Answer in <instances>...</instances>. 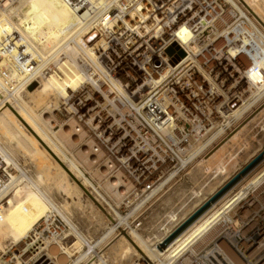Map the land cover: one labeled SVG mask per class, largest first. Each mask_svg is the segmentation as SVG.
<instances>
[{
	"label": "rangeland",
	"instance_id": "obj_1",
	"mask_svg": "<svg viewBox=\"0 0 264 264\" xmlns=\"http://www.w3.org/2000/svg\"><path fill=\"white\" fill-rule=\"evenodd\" d=\"M2 1L11 3L12 12L10 15L4 14L1 10L3 3L0 5V76L2 75L0 95L7 101L4 107L0 105V113H4L13 127L21 133L24 143H19L1 129L0 142L5 146L9 157L21 166L24 175L18 181L17 193L9 197L2 207L0 264H11L8 263L10 257L15 259L13 264L21 259L26 260V264H36L46 258L51 264H146V258L149 259L147 264H215L216 255H213L215 257L212 260L206 257V254L212 250L215 254L220 232L213 236L209 235L216 230L220 231L221 225L218 222L220 213L231 203L233 195L225 198L227 202L223 197L195 227L188 229L186 235L178 239V243L174 242L165 255L155 248L263 149L264 106L257 109L264 98V88L255 93L254 90L248 92L247 88L240 89L237 93L241 94L240 97L237 95L239 100H236L234 107L229 99L231 90H228V87L226 92L216 96H193L197 101L194 103L196 111H190V113L194 112V116L190 113L177 115L175 130L170 135L171 138L176 139L175 143L170 137L165 138L163 135L159 137L139 113L133 110L111 112L117 116L116 120H120L117 126L115 125V130H121V138H125L108 147L101 162L112 161L119 149L130 140L134 145L136 144L135 147H138L137 153L132 152L133 154H128L129 157L121 158V162L119 161L121 164H113L111 176L120 173L121 177L125 178L124 181L131 182L133 186L129 191L128 188L125 189V194L123 192L122 196L116 198L103 188L105 181L112 178L109 173L106 175L107 178L104 176L99 181L100 178L94 177L91 170L82 166L70 150L60 146L57 137L48 132L41 122L38 124L40 128H37L28 119L27 124L30 125L31 122L30 128L41 136L58 158L54 157L34 139L30 129L24 126L14 113L17 111L22 116L26 111L34 118H38L43 111L48 110L56 116L53 112L60 110L62 102L60 99L83 83L85 72L77 69L78 63L74 59H62L63 54L46 64L47 60L43 59V55L54 41L50 37L47 23L58 20L60 22L58 29L62 36L74 27L66 20V9L50 0ZM246 1L249 5H253L247 7ZM214 2L222 9L224 13L222 16L229 12L233 16L222 26L217 27L216 22L214 36L211 35L210 38L218 39L228 24L236 18L247 16L250 20L247 25H250L255 35L262 36L260 40L264 42V17L260 13H264L261 8L264 7V0H215ZM38 15L45 16L47 21L41 22L44 18H39L35 22ZM203 63L198 62L195 65L199 74H204L206 70L210 71L215 65L211 62ZM12 64L18 67L13 68ZM198 64L204 69L201 70ZM27 71L28 73H25ZM35 71L33 78L22 87L20 85L22 80L24 79L25 82V78ZM44 72L48 75L42 76ZM30 81H32L30 85L34 87L28 90ZM19 85L20 88L14 94V88ZM204 98L208 100L205 101ZM216 99L217 101L213 103ZM229 106L232 110L226 112L230 109L227 108ZM109 109L104 107L101 113L104 114ZM254 111L255 113L252 114ZM249 113L252 116L241 125L250 115ZM23 118L26 119L24 115ZM55 121L65 122L58 117ZM123 130L125 133L122 132ZM88 139L91 140L87 135L84 142ZM217 149L220 150L214 160L210 156ZM142 151L150 153L145 160V166L155 170L152 177L150 176L144 183L142 180L145 177L138 180L140 174L135 173L132 168V161L141 157ZM218 156H221V159ZM60 162H63L72 175ZM101 162L94 167V170H98L103 165ZM246 178L243 180L246 181ZM243 180L240 184L244 182ZM126 186L129 187L128 184ZM34 198L38 200L39 207L34 206L33 203L36 208L29 207V210L28 205L32 206ZM50 206L51 211L58 214L65 224L60 226L58 239L48 240L42 257L27 253L21 258L23 252L15 255V250L21 251L24 247L26 237L30 236L33 239L34 226L45 216ZM216 209H220L218 218H216ZM27 210L30 213L26 212ZM209 215L215 220L210 230L208 226L210 224L205 220ZM228 217L231 218V213ZM226 247L229 250L224 252L221 250L223 264H233L234 254L230 245ZM218 248H220L219 244Z\"/></svg>",
	"mask_w": 264,
	"mask_h": 264
},
{
	"label": "bare ground",
	"instance_id": "obj_2",
	"mask_svg": "<svg viewBox=\"0 0 264 264\" xmlns=\"http://www.w3.org/2000/svg\"><path fill=\"white\" fill-rule=\"evenodd\" d=\"M50 1L59 3V5H61V7L66 9V13H67L66 20L68 21V23H71L72 25H74V27L72 28V30L70 32H68L67 34H64L62 36L59 33L58 27L60 26L59 25L60 22L58 20H53L50 23H47L49 31H50V37L53 38L54 41L51 42L52 46L50 47V49L43 55V59L47 60V62H45V64L49 63V61L51 59H54L56 56L63 54L62 59H65V58L74 59L78 63L77 69L80 70V72H83V73L85 72V73L83 74V83L80 86H77L76 89L73 90L72 93H70L66 97H62L60 99V100H62L61 105H60V110L58 109V110L53 112L56 114V116H53L52 112L45 110L41 113V115H39L38 118H34V116H31L30 114H28L26 111L23 110L24 111L23 115H24V117H26V119H24L23 115L21 116L19 112L14 111V113L18 117L19 121H22L24 126H27L28 129H30L32 136H34V139L38 140L42 144V146L48 152H50V154H52L54 157L58 158L56 156V154H54L51 151V149L45 144V141L41 139V136L38 133H36V131H34L32 128H30L31 122H33L32 124L37 126V128L38 127L40 128V126L38 124H39V122H41L43 124L44 128L48 132H50L53 136L57 137V139L59 140L60 146L65 148V149L70 150L71 153L74 155V157L82 164V166H84L89 171L91 170L93 172V173L92 172L91 173L94 175V177H96L98 179L100 178L99 181L101 180V178L103 179L104 176H105V178H107L106 177L107 173H109L110 177H112L110 173L113 170V167H114L113 164L120 163L121 158L127 157L128 154H131L132 152L137 153V150H138L137 149L138 147H135L136 144L134 145V142L130 140L129 142H126L127 144L125 146H122L119 149L117 155L112 158V161L108 162L106 160V162L105 161L103 163L101 162V160L104 158L105 153L107 152L106 149H108V147L113 146L120 139L122 141L125 138V137L121 138L122 137L121 130L120 131H118L119 129L115 130V125L117 123H119L120 120L119 119L116 120L117 116L115 114H112L111 112H115V111L129 112V111L133 110V111L139 113V116H141V118L148 124V126H150L153 129V131L156 134L159 135V137L162 135L165 138L170 137V139L173 141V143H175L176 139L174 140V138H171L170 135L173 134V131L175 130V123H176L177 115H179L181 113L187 114V113H190V111H194V112L196 111L194 109L195 108L194 103L197 101H195L196 99L193 97V95H189L186 97L180 96V95H175L176 100L174 101V104H173L174 98H171V97L166 96V95H162L161 100H162V103L164 104V107L166 109L165 113H155V111L152 113V110L149 109V106L147 103L144 104L143 106H140L142 100L144 99L143 97L139 96L137 93H135L133 91L131 92L130 90H126L123 86H120V83L118 80H114V79L112 80V83L115 87V92L107 91L106 88L103 86V83H101V78L98 76L97 71L103 73V75H106V76H108V74H106V72L103 70V68H101V66L99 64L94 62V58H93L94 56L92 54L91 48H90V46L87 45V43L85 41V37L88 35V29H89L88 11H87L88 6H89V4L90 5H97L100 3L101 0H50ZM187 1H189V0H187ZM206 1H207V3H205L204 7H201V9H205L208 11V15H210V17H209L210 21H208V22L213 26V28H214V25L216 24V22H217V25H216L217 27L220 25L222 26V24H224L229 18L231 19V16H233L231 12H229V13L227 12L228 13L227 15L225 14V16H222V14L224 15V13H223L222 9L214 2L215 0H206ZM2 3H3V1L0 0V5ZM250 5H253V4H250ZM250 5L248 3V5H246V6L250 7ZM11 7H12V5L8 1V2L3 3V9H1V10L4 14L10 15L12 12ZM261 8H262V11H264V9H263L264 7L262 6ZM190 9L192 11V19L190 21V26H191V25H194V23L197 21V19H195V17L197 16L198 9H196V5H193ZM260 10L261 9H259V12H260ZM257 11H258V8H257ZM256 13H258V12H256ZM260 13H261V15L263 14V17H264V13L263 12H260ZM39 18H44L41 22L47 21L45 16L38 15L35 18V22ZM242 18H245V20L247 22H245V21L241 22V20H237L239 18H236V20L240 22L239 25H240V30L242 32L241 33L242 36L238 39L237 43L233 44V41H231L232 47L228 48V51L226 53L227 56H225L224 60L222 59V57H220V59H219V55H217V54H216L217 57H215L214 55L207 54L206 52L202 53L201 56L197 60V63L198 62H204L203 64H207L210 62L215 63V65H213V67H212V69H210V71L206 70V72L204 74H200V77L202 75L204 81H207V84L210 86L209 91L204 94V97H211V96L219 95L220 93H224L227 91L226 89L228 87V90L229 89L231 90V93H230L231 97L230 96H229L230 98L228 96L227 97L229 99H231V103H232L233 107L236 106V104H235L236 100H239L241 93L238 94L237 91H239L240 89L247 88L248 92H249V90H252V91L254 90V93H255L256 91H261L264 88V42L260 40V38L262 36L259 37L258 35H255L254 31H252L250 29V27H249L250 25L249 26L247 25L250 23L249 18L247 16H242ZM183 19H184V16H182L179 20L182 21ZM236 20L227 25L226 29L223 30V32L220 34L218 39L215 40L214 38H211V42H217L216 46H215V50H218L219 47L224 46L223 37L227 34V30L230 28V26L234 25ZM217 27H216V31H217ZM218 30H219V28H218ZM220 30H221V28H220ZM178 35L182 41H185V40H187V38L190 35L193 36V33H192V31L189 30V28L185 27V28H182L178 32ZM213 36H214V30H213ZM196 49H197L196 46H194V45L191 46L192 52L195 53ZM64 52H66V54ZM229 58H235V60L237 61V64L235 66L238 67L237 70L240 72V73H238L239 74L238 78L236 77V75H234L236 73V69L233 70L234 72L233 71L231 72V66L232 65L229 63ZM192 59H193V56H192ZM225 61H227L226 66H224V64H222ZM19 64H21V63L19 62ZM13 65L14 64H12V66ZM195 65H194V68L197 69ZM14 67L15 66H13V68ZM17 67H15V68H17ZM205 68L207 69V66H205ZM36 71L34 73H31L29 76H27V78H25V82H23L24 79L22 78L23 80H22L20 85H22V87H23V85H25L24 83H27L30 79L33 78V74H36ZM12 72H14V71H12ZM22 72H24V71H22ZM15 73L17 74L18 72H15ZM25 73H28V71ZM2 74H4V73H2ZM11 74L14 75L13 73H11ZM16 74L14 76H16ZM46 75H48V73H46V72H44L42 74V76H46ZM229 75H232V77L231 78L228 77ZM233 75H234L235 79H234ZM5 76L6 75H4V77ZM24 76H25V74H24ZM0 77H2V75ZM200 77L197 76L195 78L197 80H199ZM124 82H125V80L122 79L121 83H124ZM10 83H12V82H10ZM10 83H7V84H10ZM31 83H32V81H30L28 84V90H31L34 87L33 85H30ZM231 83H233V84L230 85ZM69 84H71V83H69ZM20 85L17 86L16 88H14V91H13L14 94L17 93L18 89L20 88ZM63 88H64V86H63ZM223 88H225V89H223ZM191 90L193 92V89H191ZM65 91H66V88H65ZM63 92H64V90H63ZM244 92L245 91H243V93ZM237 95H239V97H237ZM157 99H160V98H157ZM204 100L206 101L208 99L204 98ZM153 101H154V99H153ZM216 101H217V99L214 100L213 103ZM240 101L239 102L237 101V102L240 103ZM6 103H7V101L5 99H3L0 95L1 107L2 106L4 107V105H6ZM228 103H230V102H228ZM216 104H214V105H216ZM238 106H239V104L237 105V107ZM263 106H264V98L262 99V102L258 106L257 110H259ZM104 107H105V109H109V108L110 109L108 110V112L103 114L101 112L104 109ZM209 107H211V106L209 105ZM143 108L147 109V112H145V110H144V112H142ZM227 108H230V106ZM231 110H232L231 108L227 109L226 112H230ZM255 111L253 113L252 112L251 113L254 114ZM263 111H264V108H263ZM63 112H65L66 115ZM193 113H190V115L192 116ZM252 114H250L241 123V125H243V123H245L246 120L248 118H250V116H252ZM181 115H183V114H181ZM57 117L59 119L65 121V122L64 123H57V121H55V118H57ZM187 117L188 116H186V118ZM28 119L31 121L30 125L27 124ZM37 121H38V123H37ZM118 126H119V124H118ZM135 127L137 128V126H135ZM15 128L16 127H13V125L11 124L9 119H7V117L4 115V113H0V129L3 130L4 132L5 131L8 132V135H11L15 139H17L19 143H21V144L24 143V141L21 138V133L19 131H17V129H15ZM116 128H118V127H116ZM122 129H124V128H122ZM122 132H124V130ZM124 133H122V134L124 135ZM87 135L89 138H91V140L88 139L86 142H84ZM124 136H126V135H124ZM173 136H175V135H173ZM138 143H139V141H138ZM0 146L2 148V151L9 157L8 153L6 152L7 150H6L5 146L1 145V142H0ZM222 146H221V148H222ZM212 148H214V147H212ZM262 148L264 149V147H262ZM263 149H261V151L257 155L262 153ZM219 150L217 149V151L214 154H211L212 156H210V157L213 159L216 158L217 157L216 154H217V152H219ZM221 150H223V148ZM183 152L185 153V150ZM148 156H150V153L148 154V153H146V151H142L141 157L134 159L135 161L134 160L132 161V168L134 169V172L137 174H140L138 180H140V178L145 177L142 180L143 183L151 175H153V173L155 171V170L153 171V169L145 166V160ZM220 157L218 156V158H220ZM9 158H11V157H9ZM254 158H252V160ZM57 160H59V159H57ZM124 161H125V159H124ZM251 161H249V162H251ZM99 162H101L103 165L100 166V168H98V170L97 169L94 170V167L97 166V164ZM122 163H123V161H122ZM60 164H62V167H64V169L69 174L72 175L71 171L69 169H67V167L63 164V162H60ZM71 164L74 165L73 163H71ZM153 165H155V164H153ZM245 166H243L242 169ZM263 166H264V154L262 155L261 159L257 163H255V165H253V167L249 171H247L245 174L239 176V179L233 184V186L230 189H228L217 200L212 202L209 205V207L203 213H201L197 218H195L189 225H187V227L182 229L173 239H171L165 245H163V244L168 237L163 239L162 241H160L155 249L157 251H159L160 253L165 255V253H167L168 250L170 251V249H168V248L170 246L172 248V245L174 242H177L181 236L183 237L184 235H186L185 232H187L188 229L195 227V225H197L201 221V218L206 213H209L210 210L213 208V206H215L223 197H224L223 200H226L225 198L227 196L230 195V197H231V195H233L232 196L233 199L232 200L230 199L231 203L228 205L227 208H225L220 213L221 216H220V219L218 220V222L221 225V227L219 228L220 231L216 230L215 233H212L209 235V236H213V235H216L217 232H220V234L218 236V244H219L220 248H218V244H217L215 254L213 253L214 250H212L210 253L206 254V257L208 256L209 258L212 259L213 257H215L213 255H216L217 260L213 258L215 261V264H223V257H222L223 254L222 253L225 250L226 251L229 250L226 246L230 245V248L232 250L231 252L234 254L233 255L234 256L233 257V262H234L233 264H242V263L247 264L245 261H243L240 258V256H238L237 251H235L236 244H235V236L233 234H235V232H234L235 225L238 223L239 219L245 218L248 215V213L250 212V208H249L248 200L245 202H242L240 204L237 203L238 205H236L235 195H237V194H239V192H241L242 194H245L244 198H246L251 193L249 190L250 189L249 185H250V181L253 180L252 175L255 172L262 169ZM241 170H239V172ZM239 172H237V173H239ZM117 174H116L117 176L114 174L115 175L114 177L108 178L107 181H105V184L103 185V188H105L106 191L110 192L116 198H118L119 196H122L123 192L125 194V191H126L125 189L128 188L127 191H129V189L131 187H133L131 185V182H128L126 180L124 181L125 178L123 179V177H121L120 173H117ZM145 174H147V175H145ZM143 175H145V176H143ZM245 178L249 181L248 182H247V180L244 181L243 179H245ZM242 180L244 182H242L240 184V182ZM140 182L141 181H139V183ZM127 184L129 185V187L126 186ZM243 184H245V185L243 186ZM233 188H234V190H232ZM231 190H232V192L229 193ZM228 199H229V197H228ZM33 200H34V202L33 201H32V203L30 202L32 204V206L28 205V208L29 207L32 208L34 206L39 207L38 200L36 198H34ZM208 200H206L205 202H207ZM257 200H258V198H257ZM259 201L261 203H263V200H259ZM96 202L98 203V201H96ZM225 202H227V200ZM33 203H34V206H33ZM28 208H26V209H28ZM30 208H29V210H30ZM34 208H36V207H34ZM222 208H223V206L220 209L222 210ZM51 209L52 208L50 206V208L47 210V212L44 216L45 217L44 224H46L47 221H50L49 220V216H50L49 212L51 211ZM220 209H218V210L216 209L217 210L216 218H218L217 216L219 215ZM26 212H29V211L27 210ZM230 213H231V218L228 217V214H230ZM186 220H184L183 223ZM205 220H206V223L210 224V225H208L209 230L212 229L210 226L213 224V222H215V220H213L212 215L211 216L209 215V217L206 216ZM227 226H229V235H230L229 239L221 240V235L223 234V232L225 231ZM175 230H177V229H175ZM207 240H208V238H207ZM243 244H244L245 250L248 249V252L250 251L249 256L250 257L253 256V254L255 253V250L253 249V251H252L247 242H244ZM211 253H212V255H211ZM146 259H147L146 260V264H147V263H149V259L148 258H146ZM48 261L49 260L46 258L43 260H39L38 262H36V264H51V262H48Z\"/></svg>",
	"mask_w": 264,
	"mask_h": 264
},
{
	"label": "built area",
	"instance_id": "obj_3",
	"mask_svg": "<svg viewBox=\"0 0 264 264\" xmlns=\"http://www.w3.org/2000/svg\"><path fill=\"white\" fill-rule=\"evenodd\" d=\"M205 3L206 0H101L97 5L89 4V29L85 41L91 48L94 62L108 74L106 76L97 71L106 90L115 92L112 80H118L120 86L143 97L140 106L147 103L152 113H165L162 95L174 98L173 104L175 95L204 97L210 86L194 68L198 58L206 52L215 57L219 55V59L222 57L224 60L228 48L232 47L231 41L237 43L242 36L237 20L247 22L242 17L235 19L234 25L223 37L224 46L215 50L217 42H211L210 38L214 30L208 22L210 15L207 10L201 9ZM193 5L198 9L197 21L190 26V8ZM182 16L184 19L180 21ZM185 27L192 31L193 36L182 41L178 32ZM192 45L197 47L195 53L191 51ZM229 63L232 65L231 72L236 69L234 75L238 78L237 61L229 58ZM222 64L226 66L227 61ZM199 67L204 69L201 64ZM197 76L199 80L195 78ZM122 79L124 83H121ZM144 110L147 112L144 108L142 112ZM23 174L21 166L9 158L0 146V221L3 204L17 193V184ZM252 177L249 185L251 193L246 198L241 192L235 195L236 205L248 200L250 208L248 215L235 225V251L247 264H264V166ZM259 200H263V203ZM49 214L51 222L44 224V217L36 223L33 239L26 237L24 247L21 251L15 250V255L23 252L21 258L27 253L42 257L48 240L58 239L60 226L65 224L54 211ZM229 236L227 226L221 240L229 239ZM244 242L249 244L252 251L255 250L253 256L250 257V251L245 250ZM13 260L8 258V263L13 264ZM25 261L21 259L14 264H26Z\"/></svg>",
	"mask_w": 264,
	"mask_h": 264
},
{
	"label": "water",
	"instance_id": "obj_4",
	"mask_svg": "<svg viewBox=\"0 0 264 264\" xmlns=\"http://www.w3.org/2000/svg\"><path fill=\"white\" fill-rule=\"evenodd\" d=\"M264 154V149L263 152L257 155L251 162H249L239 173L234 175L226 184H224L213 196L210 197V199L205 202L199 209H197L189 218L179 227L177 230H175L168 238L165 240L164 244L168 243L171 239H173L182 229L187 227L195 218H197L201 213H203L209 205L217 200L220 196H222L228 189H230L233 184L239 179V176L245 174L247 171H249L255 163H257L262 155Z\"/></svg>",
	"mask_w": 264,
	"mask_h": 264
}]
</instances>
